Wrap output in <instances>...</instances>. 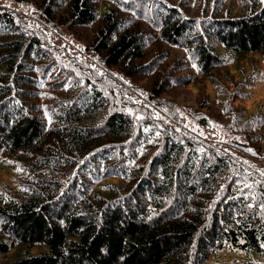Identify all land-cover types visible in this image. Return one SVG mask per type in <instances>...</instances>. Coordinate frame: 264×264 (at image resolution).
<instances>
[{
    "label": "trees",
    "instance_id": "obj_1",
    "mask_svg": "<svg viewBox=\"0 0 264 264\" xmlns=\"http://www.w3.org/2000/svg\"><path fill=\"white\" fill-rule=\"evenodd\" d=\"M99 1L94 51L126 74L145 71L161 52H152L154 44L117 0ZM43 2L46 15L57 12L71 26L97 17L95 0H66L63 8ZM176 8L163 4L157 13L158 40L184 42L204 80L218 78L231 88L234 63L243 72L244 58H264V0H242L234 13L227 7L204 30L184 24ZM4 23L12 19L0 12ZM33 34L0 37V153L18 167L16 186L0 192V264H208L227 247L247 257L264 254V209L245 192L248 171L193 135L160 131L154 149L140 156L138 127L123 110L111 109L99 89L82 103L57 106L51 121L11 96L7 83L23 87L27 72L46 59L39 33ZM112 88L106 87L110 97ZM152 88L162 91L156 82ZM260 114L242 109L241 123L252 128ZM257 189L264 197V187Z\"/></svg>",
    "mask_w": 264,
    "mask_h": 264
},
{
    "label": "rangeland",
    "instance_id": "obj_2",
    "mask_svg": "<svg viewBox=\"0 0 264 264\" xmlns=\"http://www.w3.org/2000/svg\"><path fill=\"white\" fill-rule=\"evenodd\" d=\"M54 2L63 8L66 0ZM115 4L123 15L141 26L150 47L154 44L152 52H161L143 72L126 74L118 66L106 65L94 51L93 38L101 24L99 0H95V21L84 27L71 26L63 16L58 18L56 7L55 15H46L43 0H0V12L12 19L11 24H0V37L4 38L9 31L26 38L39 33L40 46L46 54L38 70L33 66L27 72L31 76L23 87L7 83L11 85L10 95L20 97L27 107L51 121L50 113L54 108L82 103L91 90L99 89L107 95L111 109L117 106L138 127L140 156L154 149L160 131L193 135L216 155L248 171L243 178L245 192L263 210L264 197L257 188L264 187V115H261L264 113V58L260 54L244 58L241 61L243 72L237 70L234 63L230 69L236 73V79L230 82L234 85L230 88L218 78L213 84L197 75L196 56L184 42L174 45L158 40L160 17L157 13L163 4L176 6L184 24L204 30L210 16L223 14L227 7L233 13L238 12L242 0H117ZM151 5L153 13L149 14ZM29 65L26 62L27 68ZM185 79L192 81L184 83ZM237 79H241L240 82ZM154 82L162 86L158 95L152 88ZM108 86L113 87L111 97L107 93ZM242 109L248 114L261 113L254 127L241 123ZM104 114L102 111L98 120ZM17 174L14 158L1 152L0 192L5 193V184L16 186ZM246 260L249 264H264V254L253 253L247 257L246 253L227 247L211 257L208 264H243Z\"/></svg>",
    "mask_w": 264,
    "mask_h": 264
}]
</instances>
